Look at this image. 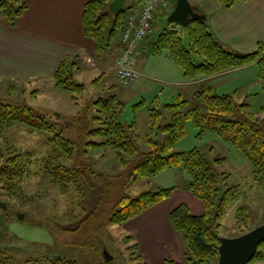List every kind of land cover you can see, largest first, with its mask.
<instances>
[{
  "label": "rangeland",
  "instance_id": "374dc122",
  "mask_svg": "<svg viewBox=\"0 0 264 264\" xmlns=\"http://www.w3.org/2000/svg\"><path fill=\"white\" fill-rule=\"evenodd\" d=\"M130 1L126 0V4ZM171 11L164 10V14L159 15L161 20L155 29L156 35ZM181 32L183 41L187 43L186 31L183 29ZM118 51L119 44L107 52L110 57L96 54V57L84 59L79 65L71 67L74 80L85 87L82 95H77L76 101L71 93L56 88L53 79L10 82L0 88V103L28 108L34 116H44L54 126L53 131H44L18 123L3 128L0 133V139L7 140L20 152L28 151L31 154V160H25L28 173L22 183L23 194L11 197L0 189V201L6 204V207L0 206V251L18 263L32 258L60 256L76 264H169L168 261L184 257L183 233L172 228L168 216L165 218V232L161 231L162 236L156 230L157 225H153L156 220H148L150 227L147 231H151L157 239L152 249L144 242L146 224L143 218L129 222L136 228L133 232L130 226L116 223L105 224L98 233L91 226L87 230L79 227L107 189L108 177L105 175H117L122 170L117 151L111 147H99L90 150L87 155L82 153L76 116L83 110L90 127H97L99 124L91 120L97 112L93 101L110 95L118 97L123 109L118 114V121L134 140L138 152L151 149L146 141L153 121L149 113H153V110L160 113L151 134L161 144L170 133L160 129V126L171 124L174 112L185 114L195 108L207 112V106L196 93L209 85L216 94L230 93L234 94L236 102H248L256 119L264 117V92L259 91V84H254L258 80L256 66L233 72L229 77L212 79L202 76L191 80L183 75L181 67L171 60L167 51L154 54L150 46V52L143 54L135 65L138 77L122 85L115 77L113 65ZM231 87L239 88L238 92L228 91ZM245 88H258L254 91L259 92L253 97H245ZM183 121V133L176 139L170 152L197 147L213 161L216 172L227 176L224 181L226 187H239L238 197L222 214L219 236L233 238L264 224V189L253 180L252 166L245 155L226 140L225 133L209 130L200 133V128L193 124L191 118L184 116ZM55 133H60L75 147L73 158L62 159L63 164L69 168L91 164L92 173L87 170L78 176L80 190L72 182L64 189L55 178L42 173V159L52 149L48 138ZM85 140L99 142L102 138L87 137ZM187 179L186 173L173 168L129 184L126 191L129 196L135 197L145 190L172 187L174 193L169 203L176 205L184 202L192 214L202 215L205 212L204 202L184 189ZM242 206L246 207L250 217L248 230L243 224L236 223V212ZM105 252L112 258L106 260ZM157 254H161L163 259ZM207 264H217V259L213 258ZM253 264H264V261Z\"/></svg>",
  "mask_w": 264,
  "mask_h": 264
},
{
  "label": "trees",
  "instance_id": "16d2710c",
  "mask_svg": "<svg viewBox=\"0 0 264 264\" xmlns=\"http://www.w3.org/2000/svg\"><path fill=\"white\" fill-rule=\"evenodd\" d=\"M104 1L88 0L82 15L84 34L93 40L96 54L105 52L116 39L117 32L125 23L126 13L132 6L130 2L125 3L123 11L114 15L108 8L112 0ZM219 1L226 7L235 2V0ZM26 8L25 0H0V11L11 26L15 25ZM195 9L202 13L197 7ZM158 10V14L162 16L164 10ZM175 26L179 25L165 20L151 48L154 54L167 51L171 60L181 67L187 79L213 76L255 62L257 77L264 90L263 43H259L254 51L246 53L228 49L210 31L207 16L205 20L191 19L187 27L179 26L177 29ZM106 29H108L107 36ZM183 29L186 31L187 43L181 36ZM72 66H74L72 61L68 58L63 59L54 71L53 78L55 87L71 93L72 99L76 101L77 95H82L85 87L72 77ZM196 94L207 106V112L203 113L199 108L189 110L185 114L180 111L174 112L171 124L160 126V129L170 133L161 144L154 140L151 134L160 113L157 110L149 113L153 121L146 141L151 145V149L146 152L137 151L134 140L118 121V114L123 109L116 95L92 102L97 112L93 114L91 120L99 124L97 127H90L89 119L83 110L78 113L76 119L82 153L87 155L90 150L111 147L117 151V159L122 167L117 175H105L106 178L108 177L107 189L98 205L86 215L79 227L87 230L91 226V229L98 233L105 224H123L152 205L168 198L174 190L172 187H161L155 191L145 190L135 197L129 196L126 188L141 179L178 168L188 177L183 185L184 189L203 200L205 212L202 215H194L184 202L170 209L168 220L172 228L183 233L185 263L173 260L168 262L169 264H207L211 259L218 258L220 219L224 210L238 197L239 187H226L224 181L227 176L216 172L213 161L197 147L177 152H170V149L183 133L184 116L191 118L193 124L200 128V133L204 130L225 133L226 140L236 146L251 164L253 180L264 189V117L260 120L256 119L250 111L248 102L238 103L233 95L216 94L211 87ZM262 110L264 111V106ZM18 123H26L44 131L54 130V126L47 122L44 116H34L28 108L0 103V133L3 128ZM87 137H100L102 140L86 141ZM48 142L52 149L51 153L42 159V173L55 178L64 189L68 187L69 182L74 183L79 189L78 176L87 170L92 173L91 164L87 163L78 168L67 167L62 159L73 158L74 144L63 138L60 133L49 137ZM30 157L28 151L20 152L7 140L0 139V189L9 196L18 197L23 194L22 183L28 173L25 160H31ZM220 160L222 158L215 161ZM249 222L250 217L246 213V207H239L236 212V223L243 224L248 230ZM259 261H264V241L258 246L249 264ZM43 263L76 264L60 256L32 258L18 263L14 258L0 251V264Z\"/></svg>",
  "mask_w": 264,
  "mask_h": 264
},
{
  "label": "crops",
  "instance_id": "0c3cea01",
  "mask_svg": "<svg viewBox=\"0 0 264 264\" xmlns=\"http://www.w3.org/2000/svg\"><path fill=\"white\" fill-rule=\"evenodd\" d=\"M189 1L191 5L206 14L210 31L228 49L246 53L254 51L259 43L264 44V0H235L229 7L223 6L219 0ZM87 2L88 0H25L27 8L14 26L6 21L0 11V83L2 82L0 88L16 81L54 80L53 73L63 59L68 58L74 66H77L84 59L96 57L94 42L84 34L83 30L82 15ZM134 2L135 0L130 1L131 4ZM158 12L159 10L156 11V19L159 22L161 18ZM156 27L157 25H154L152 34L145 41L144 54L150 52ZM113 47H118L115 39L105 52L109 53ZM105 52L100 54L101 57H110V54L106 55ZM139 60L140 58L133 63L134 69ZM253 66L257 68L256 63L253 62L207 77L212 79L220 76L229 77L233 72ZM254 84H259V91L264 92L259 79ZM238 89L231 87L228 91L237 93ZM255 89L258 88L252 90L245 88L243 95L253 97L259 92L254 91ZM173 193L174 191L168 198L123 223L126 227L130 226L133 232L136 228L129 222L143 218V223L146 224L144 242L150 246V249L156 245L157 239L151 231H147L150 227L148 220H156L153 225L155 227L157 225L156 230L162 236L161 231L165 232V218L175 206V203H169ZM157 256L163 259L161 254ZM175 260L184 263L185 257L179 256Z\"/></svg>",
  "mask_w": 264,
  "mask_h": 264
},
{
  "label": "built area",
  "instance_id": "2783aa9c",
  "mask_svg": "<svg viewBox=\"0 0 264 264\" xmlns=\"http://www.w3.org/2000/svg\"><path fill=\"white\" fill-rule=\"evenodd\" d=\"M174 4V0H135L128 9L125 23L117 32L119 51L113 58L115 76L122 85L138 77L132 65L142 57L145 41L158 24L157 9L171 10Z\"/></svg>",
  "mask_w": 264,
  "mask_h": 264
},
{
  "label": "water",
  "instance_id": "95a60500",
  "mask_svg": "<svg viewBox=\"0 0 264 264\" xmlns=\"http://www.w3.org/2000/svg\"><path fill=\"white\" fill-rule=\"evenodd\" d=\"M125 2L126 0H112L108 5L109 11L114 15H118L123 11ZM191 19L205 20L206 14L196 11L189 0H175L173 10L166 17L168 23H174L181 27H187ZM0 206L6 207V204L0 201ZM20 218H23V215H20ZM263 241L264 224L233 238L219 236L217 264H249L255 256L258 246ZM111 258L105 252V259L109 260Z\"/></svg>",
  "mask_w": 264,
  "mask_h": 264
}]
</instances>
